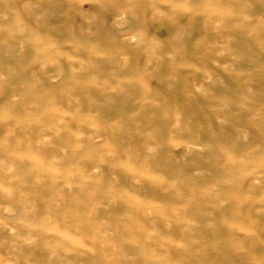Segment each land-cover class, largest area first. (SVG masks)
Masks as SVG:
<instances>
[{"label":"rangeland","instance_id":"obj_1","mask_svg":"<svg viewBox=\"0 0 264 264\" xmlns=\"http://www.w3.org/2000/svg\"><path fill=\"white\" fill-rule=\"evenodd\" d=\"M0 264H264V0H0Z\"/></svg>","mask_w":264,"mask_h":264}]
</instances>
